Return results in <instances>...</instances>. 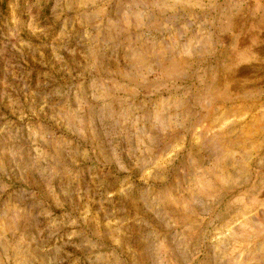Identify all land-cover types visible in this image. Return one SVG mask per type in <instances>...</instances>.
<instances>
[{
	"label": "rangeland",
	"instance_id": "1",
	"mask_svg": "<svg viewBox=\"0 0 264 264\" xmlns=\"http://www.w3.org/2000/svg\"><path fill=\"white\" fill-rule=\"evenodd\" d=\"M0 264H264V0H0Z\"/></svg>",
	"mask_w": 264,
	"mask_h": 264
}]
</instances>
